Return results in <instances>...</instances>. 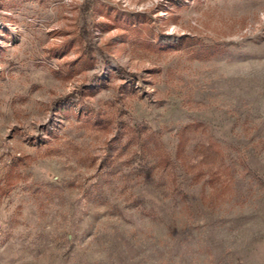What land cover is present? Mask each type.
<instances>
[{
    "label": "rangeland",
    "instance_id": "obj_1",
    "mask_svg": "<svg viewBox=\"0 0 264 264\" xmlns=\"http://www.w3.org/2000/svg\"><path fill=\"white\" fill-rule=\"evenodd\" d=\"M0 264H264V0H0Z\"/></svg>",
    "mask_w": 264,
    "mask_h": 264
},
{
    "label": "trees",
    "instance_id": "obj_2",
    "mask_svg": "<svg viewBox=\"0 0 264 264\" xmlns=\"http://www.w3.org/2000/svg\"><path fill=\"white\" fill-rule=\"evenodd\" d=\"M161 43L164 44H169L171 42L176 43V44H183L185 43L186 45L188 42H182L181 37H175L170 41H167L165 38L160 39ZM192 47H194L196 50L194 51V55H199V54H206L208 56H212L214 54L220 53V50L217 47H210V46H203L199 44H188ZM196 46V47H195ZM190 47L191 49H193ZM200 125L198 124H191L187 125L183 128V130L180 132L178 136V144H177V149L175 153L174 159L171 158V156L167 153L165 155L162 153L159 156L158 162H160L164 167H167V174L175 176V173L178 169L183 170L186 173H189L193 171L194 176H193V183L198 184L199 180L203 178V176H206L207 173L211 175V178H215L216 176V170L214 172V169L217 167L219 163L223 161L221 151L216 148L215 143H209V144H201L197 145L195 149H193V152L195 154V157L200 158V161L198 164H187L188 160V152H187V132L191 131L195 128H198ZM126 135L128 136V142L126 144H123L120 149H126L129 148L132 145H141L140 143V129H129L126 131ZM118 141V139H115L113 142L115 143ZM113 143V144H114ZM114 146V145H113ZM112 146V144L108 143L107 147L105 148V157H104V162L106 163L107 166L111 165L112 156L115 152V148ZM142 146V145H141ZM156 147V146H155ZM119 149V150H120ZM157 153H161V150L156 147ZM205 168V169H204ZM190 170V171H189ZM192 173V174H193ZM173 186H177L173 182ZM6 187H2L3 193H5Z\"/></svg>",
    "mask_w": 264,
    "mask_h": 264
}]
</instances>
